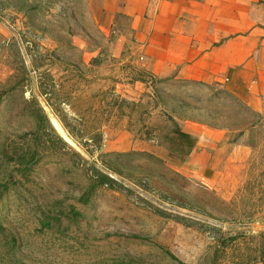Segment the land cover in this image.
<instances>
[{
  "label": "rangeland",
  "instance_id": "374dc122",
  "mask_svg": "<svg viewBox=\"0 0 264 264\" xmlns=\"http://www.w3.org/2000/svg\"><path fill=\"white\" fill-rule=\"evenodd\" d=\"M95 10L0 0V264H264V114L155 80ZM183 120L242 126L251 152L185 166ZM90 166L120 187L82 203Z\"/></svg>",
  "mask_w": 264,
  "mask_h": 264
},
{
  "label": "crops",
  "instance_id": "0c3cea01",
  "mask_svg": "<svg viewBox=\"0 0 264 264\" xmlns=\"http://www.w3.org/2000/svg\"><path fill=\"white\" fill-rule=\"evenodd\" d=\"M93 2L99 29L117 36L116 50L126 43L138 51L155 80L217 87L252 114H264V0ZM178 127L192 140L185 166L218 170L223 160L237 163L251 152L242 126L183 120Z\"/></svg>",
  "mask_w": 264,
  "mask_h": 264
},
{
  "label": "trees",
  "instance_id": "16d2710c",
  "mask_svg": "<svg viewBox=\"0 0 264 264\" xmlns=\"http://www.w3.org/2000/svg\"><path fill=\"white\" fill-rule=\"evenodd\" d=\"M42 96H47V94L43 91L41 92ZM47 103H49V101L46 99ZM36 105V116L39 117V119H41L43 117V111L41 108H39V106ZM253 126V125H251ZM51 130V128H50ZM60 142L61 139H59ZM85 163V162H84ZM91 169V175L93 177V182L91 187L89 188L88 191H86L82 196H81V202L82 203H86L88 201V196L92 193L93 189L95 187L98 186H107L110 188H114L115 186H119L120 184H118L114 179L110 178L108 175L103 174L102 172L98 171L96 168H94L93 166H90ZM120 187V186H119Z\"/></svg>",
  "mask_w": 264,
  "mask_h": 264
}]
</instances>
